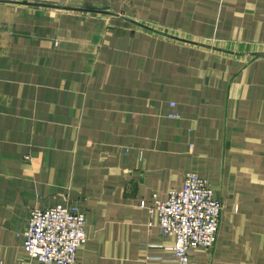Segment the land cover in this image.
<instances>
[{
    "label": "crops",
    "instance_id": "1",
    "mask_svg": "<svg viewBox=\"0 0 264 264\" xmlns=\"http://www.w3.org/2000/svg\"><path fill=\"white\" fill-rule=\"evenodd\" d=\"M187 172L223 205L191 264H264V0H0V264L57 204L78 264H176L148 207Z\"/></svg>",
    "mask_w": 264,
    "mask_h": 264
},
{
    "label": "built area",
    "instance_id": "2",
    "mask_svg": "<svg viewBox=\"0 0 264 264\" xmlns=\"http://www.w3.org/2000/svg\"><path fill=\"white\" fill-rule=\"evenodd\" d=\"M151 198L149 213L156 214L162 235L175 238L171 249L176 264H191L193 248L214 246L223 205L206 179L187 172L182 186L169 190L166 199ZM22 235L25 252L38 264H78L76 251L86 241L85 215L62 204L34 207Z\"/></svg>",
    "mask_w": 264,
    "mask_h": 264
},
{
    "label": "rangeland",
    "instance_id": "3",
    "mask_svg": "<svg viewBox=\"0 0 264 264\" xmlns=\"http://www.w3.org/2000/svg\"><path fill=\"white\" fill-rule=\"evenodd\" d=\"M83 13L84 12H90V13H95V14H98L99 12H101V11H99V10H95V9H80Z\"/></svg>",
    "mask_w": 264,
    "mask_h": 264
}]
</instances>
